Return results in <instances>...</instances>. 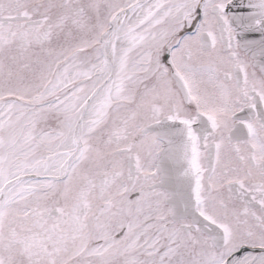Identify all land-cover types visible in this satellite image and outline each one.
Segmentation results:
<instances>
[{
    "label": "snow or ice",
    "instance_id": "snow-or-ice-1",
    "mask_svg": "<svg viewBox=\"0 0 264 264\" xmlns=\"http://www.w3.org/2000/svg\"><path fill=\"white\" fill-rule=\"evenodd\" d=\"M0 264H264V0H0Z\"/></svg>",
    "mask_w": 264,
    "mask_h": 264
}]
</instances>
